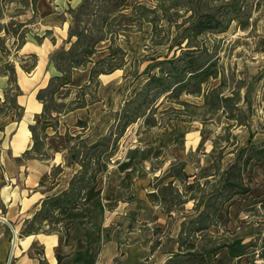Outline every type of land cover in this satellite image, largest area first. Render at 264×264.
Segmentation results:
<instances>
[{
  "label": "crops",
  "instance_id": "0c3cea01",
  "mask_svg": "<svg viewBox=\"0 0 264 264\" xmlns=\"http://www.w3.org/2000/svg\"><path fill=\"white\" fill-rule=\"evenodd\" d=\"M62 2L39 0L36 7L43 33L26 37L17 49L14 38L9 42L6 38L7 53L0 50V108L9 86V65L19 89L15 101L22 111L20 118L13 111L0 112V264H164L178 251L182 223L202 211L204 200L200 203V199L219 187L222 173L234 157L231 147L226 148L219 168L207 169L218 154L213 141L216 132L210 127L189 129L192 121H169L149 131L137 125L129 144L102 157L97 197L61 216L58 230L20 234L24 221L31 219L41 201L64 190L79 169L76 162L68 163L65 134L80 135L87 145L94 143L107 133L116 112L140 88L133 84L132 90L124 89L121 76L130 70L124 64L97 77V100L86 95L85 107L53 113L54 127L49 126L53 120L42 119L36 93L58 75L51 54L62 47L67 50L74 40L67 42L69 19L58 18ZM107 45L104 41L97 44L91 61L106 56ZM91 65L72 70L71 99L88 82ZM66 91L61 88L58 95ZM77 121L85 125L78 126ZM39 124L48 125L42 151L25 155L33 145L29 126ZM57 167L61 171L51 175ZM176 170L187 178L170 176ZM242 182L249 192L235 196L216 213L217 222L204 237L213 240L209 246L235 240L244 244L264 234V158L245 171ZM169 184L172 201L165 190ZM190 184L192 189L187 188ZM198 238V245L204 243ZM258 254L256 247H249L242 257H231L227 247H221L208 255L207 264H264Z\"/></svg>",
  "mask_w": 264,
  "mask_h": 264
},
{
  "label": "trees",
  "instance_id": "16d2710c",
  "mask_svg": "<svg viewBox=\"0 0 264 264\" xmlns=\"http://www.w3.org/2000/svg\"><path fill=\"white\" fill-rule=\"evenodd\" d=\"M37 1L0 0V21L6 15L5 9H8V3L14 2L22 3L25 7L30 6L31 19L34 18L37 15ZM126 1L80 0L74 8L70 9L72 20L68 28L67 42H70L72 38L74 40L67 50L62 47L51 54V61L58 75L51 77L48 85L36 93V99L42 104V119L53 120L49 126L54 127L56 122L52 117L53 113L58 114L85 107L86 95L91 96V101L97 100L87 92V89L92 87L96 91L97 77L100 74H108L120 69L126 62L124 60L126 52L116 44L120 31H140L143 23H150L152 25L151 44L165 46V53L143 60L147 64L139 75L146 78L140 88L116 112L114 122L104 136L87 145L80 139V135L65 134V143L69 153L68 163L76 162L79 169L69 179L64 190L41 201L40 208L31 219L24 221L21 235L58 230L61 225V216L80 205L89 204L97 197L100 193L98 176L101 173L102 157L116 147L126 129L136 121L142 120L143 131H149L162 128L169 121L191 122L197 119L203 123L204 117L213 116L218 112L234 120V116L229 115L227 109L231 106L234 109L237 108V94L234 93V89L231 95L223 94L226 80L219 57L214 49L209 50L198 38L204 32L211 34L226 32L230 23L237 17L239 8L235 6L228 8L224 4L221 8L213 10L211 6H208V0L206 2L202 0H164L161 2L155 0L153 6L138 1L128 12H125L127 10L124 6ZM181 10L189 14L185 17V14L180 13ZM20 14L21 12L17 11L9 15L10 20L6 24L0 22V33H4V36L0 37L2 43L0 50L5 54L7 50L3 43L6 38H14L16 49L25 40L26 25L30 21H15L14 17ZM178 19H181V22L178 23ZM8 26L10 29L6 28ZM172 27L175 29L173 36L170 32ZM102 41H108L107 55L93 62L91 57L97 51V44ZM88 63H92L88 82L77 90L76 96L68 105H58L57 99H65L69 95L68 85L72 70L84 68ZM7 70L10 73L9 86L5 89L0 112L13 111L16 117L20 118L22 111L15 101L19 89L9 65H7ZM217 78L220 79L219 84L215 87L209 86V81ZM61 88H66L67 91L60 96L58 92ZM182 95L201 98L202 103L192 104L182 100ZM164 101L177 104L181 108L168 107L159 112V106ZM198 109L203 111L196 115L194 111ZM159 113L166 115V118H158ZM77 125L84 126L85 123L77 121ZM46 127H48L46 124L29 126L33 145L30 151L25 152V155L42 151L43 141L47 136ZM221 157L222 151L220 150L207 169H218ZM263 158L264 141L258 143L248 141L247 144L234 150L233 160L223 171L219 187L206 198L202 196L200 203L204 200V206L197 217L182 223L178 236V251L164 264H207L208 255L215 253L221 247H227L231 257H242L247 248L256 247L259 251L258 257L264 259V234L244 244L240 240H235L214 246H209L213 240L204 238L208 227L217 222L216 213L224 206L231 204L235 196L246 195L249 192V187L242 182V175L252 164ZM60 171L59 167L53 168L51 175H56ZM170 176L187 178L180 170H176ZM187 188L192 189L193 184ZM165 190L172 201L174 195L170 184L165 187ZM198 237L204 241L201 245H198ZM57 259L60 257L57 256ZM40 264L43 263L40 262Z\"/></svg>",
  "mask_w": 264,
  "mask_h": 264
},
{
  "label": "rangeland",
  "instance_id": "374dc122",
  "mask_svg": "<svg viewBox=\"0 0 264 264\" xmlns=\"http://www.w3.org/2000/svg\"><path fill=\"white\" fill-rule=\"evenodd\" d=\"M24 1L29 2V0ZM52 1L49 0V2ZM79 1L63 0L64 3L62 2L61 9L59 8L58 18L61 20L68 18L71 24L70 9L74 8ZM138 1L146 2L149 6H153L156 2L155 0H127L124 4L127 9L125 12H128ZM202 1L206 2L207 0ZM38 3L39 0L36 6H38ZM207 4L213 10H216L218 7L221 8L224 4L228 8H231V6L239 8L237 17L230 23L226 32L218 34L204 32L198 38L201 42H204L209 50L214 49L219 57L226 80L223 94L231 95L233 93L232 89H234V93L237 94L236 98L238 99L236 101L237 108L234 109L231 106V108L227 109L228 114L234 116V120L228 119L227 115L225 116L221 112L213 116L208 115L204 118L202 115L199 118H203L204 122L202 123L195 119L190 123L189 129L210 127L216 132L213 141L214 145L218 148V152L221 150L223 153L226 148L231 147V151L234 153L235 149L247 144L248 141L255 143L264 140V0H208ZM17 11L21 12V14L14 17L15 21H30L26 25L25 38L43 33L39 26L40 20L38 14L31 19V7H25L22 3H8V9H5L6 15L0 22L6 24L10 20L9 15H13ZM183 12L184 10L180 11L181 14ZM188 14H185V17ZM177 22H181V19H178ZM6 28L10 29V26ZM151 30L152 25L150 23H143L140 31H120L118 33L116 44L125 50V64L127 68H130L128 72L121 76L123 77L121 82L124 89L128 86L132 90L131 85L133 84L135 87L142 85L146 77L139 75V73L147 64L143 60L165 53V46H153L151 44ZM170 32L171 36H173L175 33L174 27L171 28ZM47 34L49 35V33L45 32V35ZM10 40H12L11 37H9L7 42ZM0 44H2L1 40ZM106 44H108V41ZM219 82V78L212 79L209 81V86L215 87ZM87 92L97 98L96 91L92 87L87 89ZM105 93H107V90L102 92L104 95ZM76 94L77 91L74 97ZM72 96L69 92L67 98L57 99L56 102L58 105L66 106L72 100ZM89 98L91 100L90 95ZM181 99L197 105L202 103L201 98L190 95H182ZM168 107L181 108L177 104L164 101L158 110L161 112ZM201 111L203 110L198 109L194 112L195 114H199ZM157 116L158 118H166V115H162V113L157 114ZM137 125L143 131L142 120L131 124L113 150L124 147L127 143L129 144L128 138L134 132ZM125 135H127L126 138Z\"/></svg>",
  "mask_w": 264,
  "mask_h": 264
},
{
  "label": "water",
  "instance_id": "95a60500",
  "mask_svg": "<svg viewBox=\"0 0 264 264\" xmlns=\"http://www.w3.org/2000/svg\"><path fill=\"white\" fill-rule=\"evenodd\" d=\"M2 219V218H1ZM16 238V235L14 234V237H13V241H12V245H14V240Z\"/></svg>",
  "mask_w": 264,
  "mask_h": 264
}]
</instances>
